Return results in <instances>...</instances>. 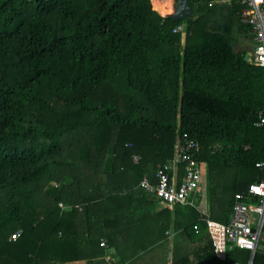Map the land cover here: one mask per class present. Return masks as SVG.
I'll return each mask as SVG.
<instances>
[{
  "label": "trees",
  "instance_id": "16d2710c",
  "mask_svg": "<svg viewBox=\"0 0 264 264\" xmlns=\"http://www.w3.org/2000/svg\"><path fill=\"white\" fill-rule=\"evenodd\" d=\"M188 3L173 20L151 0H0V264L90 260L104 238L123 259L120 234L133 240L150 220L163 231L172 216L206 230L192 205L170 211L139 185L183 133L206 163L211 218L228 222L234 195L261 177L264 67L235 49L236 34L251 39L238 0ZM182 208L194 216L181 225ZM207 246L196 259L249 257L235 247L221 261Z\"/></svg>",
  "mask_w": 264,
  "mask_h": 264
},
{
  "label": "built area",
  "instance_id": "2783aa9c",
  "mask_svg": "<svg viewBox=\"0 0 264 264\" xmlns=\"http://www.w3.org/2000/svg\"><path fill=\"white\" fill-rule=\"evenodd\" d=\"M227 1L229 0H220ZM239 22L250 29L253 48L249 61L264 67V0H238ZM183 31V25L174 28ZM256 125H264V112L259 114ZM199 143L187 137L186 133L178 135L174 143L172 157L159 164L153 179L143 175L139 185L146 193L154 194L163 207L173 209L176 204H189L196 208L195 198L201 200L206 192V185L202 178V166L205 162L195 157ZM133 161L139 159L133 155ZM256 166L263 170L260 178L251 182L245 192L234 195L231 216L224 223L215 220L203 211L206 232L210 238L215 257L225 260L229 249L238 247L249 251L246 261L235 260L231 264H252L256 253L264 254V161L256 162ZM198 204V203H197ZM59 205H64L59 202ZM19 232H13L10 239H16ZM100 244L105 246V241ZM110 261L111 256L106 255Z\"/></svg>",
  "mask_w": 264,
  "mask_h": 264
},
{
  "label": "crops",
  "instance_id": "0c3cea01",
  "mask_svg": "<svg viewBox=\"0 0 264 264\" xmlns=\"http://www.w3.org/2000/svg\"><path fill=\"white\" fill-rule=\"evenodd\" d=\"M159 3V2H158ZM169 13H160L161 15H165ZM249 53V52H248ZM250 55V53H249ZM206 192L203 193L201 200L199 198H195V204L199 205V208L193 206V210L197 214L198 217L202 221L206 214L203 211H206L209 214V201L207 194V184ZM162 204L159 201H155V204ZM198 203V204H197ZM133 210L140 211L142 209V205L137 202V198H133ZM150 210L154 211L156 207L154 204H149ZM172 211L173 209H169ZM194 216L193 212L182 208L181 209V225L183 222H186L190 219V217ZM165 222L162 220H158L155 222L150 220L145 224H140L145 229V232L140 230L139 232H134L136 236L133 240H128L120 234L114 241L116 245L127 244L129 250H126V254L123 259H120L119 254L114 246H107L106 239H102L105 241V253L96 258L87 260H74L70 262H66L65 264H171L173 258L164 257L165 247L174 248L179 253V248L181 247V264H197L198 260L202 259L207 261V258H197V255L203 252L206 248H209L207 245L209 244V236L204 228L199 229L198 226L194 225V232L186 233L182 229H176L173 226V216L171 217L168 227L162 231L161 226L164 225ZM142 234H141V233ZM136 246H146L144 250H140L136 253H132V248ZM169 248V247H168ZM169 250V249H168ZM111 256V260H106L105 256ZM180 258V257H178ZM208 264H210L208 262Z\"/></svg>",
  "mask_w": 264,
  "mask_h": 264
},
{
  "label": "rangeland",
  "instance_id": "374dc122",
  "mask_svg": "<svg viewBox=\"0 0 264 264\" xmlns=\"http://www.w3.org/2000/svg\"><path fill=\"white\" fill-rule=\"evenodd\" d=\"M156 2H159V3H167V6L169 8H171V10L169 12H171L174 9L175 0H151L152 8H154L155 10H157V8H156ZM236 37H237V44L235 45V49L236 50L246 49L250 53L251 52L250 44L253 45V42H254L252 40V38L249 39V38L245 37L244 35H240V34H236ZM183 38H184V34L182 33V40H183ZM202 178H203V181L204 182H207V168H206V163L202 166ZM60 202L63 205H66V203H64L63 201H60ZM168 247H165V254H164V257L165 258L166 257H170L171 259H173V258L181 257V247L179 248V253L176 250L174 252V248L170 247V245ZM247 251L248 250H246V251H243L242 250V252H247ZM248 253H249V251H248Z\"/></svg>",
  "mask_w": 264,
  "mask_h": 264
},
{
  "label": "water",
  "instance_id": "95a60500",
  "mask_svg": "<svg viewBox=\"0 0 264 264\" xmlns=\"http://www.w3.org/2000/svg\"><path fill=\"white\" fill-rule=\"evenodd\" d=\"M167 14L173 20L185 19L191 16V5L188 3V0H175L174 9ZM244 58L247 59V54ZM197 264H208V262L200 259Z\"/></svg>",
  "mask_w": 264,
  "mask_h": 264
},
{
  "label": "bare ground",
  "instance_id": "6f19581e",
  "mask_svg": "<svg viewBox=\"0 0 264 264\" xmlns=\"http://www.w3.org/2000/svg\"><path fill=\"white\" fill-rule=\"evenodd\" d=\"M156 8L159 11V13H166V12L171 10V8H169L167 6V3H158V2H156Z\"/></svg>",
  "mask_w": 264,
  "mask_h": 264
}]
</instances>
